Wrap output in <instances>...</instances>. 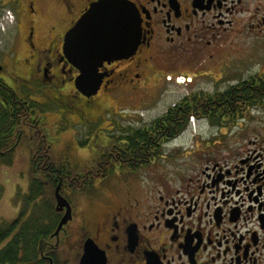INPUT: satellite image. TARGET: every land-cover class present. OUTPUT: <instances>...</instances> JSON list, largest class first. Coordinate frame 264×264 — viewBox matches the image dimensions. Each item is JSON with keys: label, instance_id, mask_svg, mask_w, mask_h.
Listing matches in <instances>:
<instances>
[{"label": "flooded vegetation", "instance_id": "obj_1", "mask_svg": "<svg viewBox=\"0 0 264 264\" xmlns=\"http://www.w3.org/2000/svg\"><path fill=\"white\" fill-rule=\"evenodd\" d=\"M102 1L0 0V107L15 119L0 163L29 165L24 191L15 193L14 231L0 250L25 225L27 241L37 244L29 264H264V135L235 151L220 141L255 108L194 115L219 134L187 152L164 149L190 124L177 133L176 125L158 122L171 107L148 123L137 124L125 109L105 115L106 98L146 87L155 68L160 80L163 69L219 56L214 69L226 77L225 62L260 59L264 0H122L138 13V47L103 61L100 89L88 96L76 85L82 72L66 54V35ZM263 73L264 62L245 78L228 76L234 83L227 89L205 93H225ZM217 112L223 119L213 122ZM72 156L87 170H75ZM58 188L72 210L59 230L67 207L57 210Z\"/></svg>", "mask_w": 264, "mask_h": 264}, {"label": "rangeland", "instance_id": "obj_2", "mask_svg": "<svg viewBox=\"0 0 264 264\" xmlns=\"http://www.w3.org/2000/svg\"><path fill=\"white\" fill-rule=\"evenodd\" d=\"M245 54L246 53H243V55ZM258 56L260 59L257 61L253 60L252 63L244 58H234V63L230 62L231 65L224 61L225 66L221 68L226 67L225 70L228 71L226 77L221 75L219 71H216L217 68L214 69L218 62L221 60L223 61V58L219 56L209 59L207 62L206 60L208 59L205 56L201 59L197 58L194 61V66L191 64L190 66L181 67L179 70L176 68L163 69V71L167 72V76H161L162 78H160V80L156 75V71H159V69L156 70L155 68V70L150 73V79L146 87L137 91L128 90L126 93L124 92L114 97L111 96L112 98H106L108 103L105 109V115L115 110H123V112L126 110V112L131 111L132 114L136 116L133 119L136 120L137 124L148 123L162 116L170 107L187 96L189 92L204 91L213 93L214 91H222L234 83V81L231 82V78H228V76L245 78L251 73L259 71V67L264 62V52H259ZM235 59H237V62ZM225 70L221 69V72L225 74ZM179 72H188V77L189 75H193V78L180 75L178 74ZM208 72H211V74L215 72L219 73L220 79L214 78L211 74L206 76L203 74ZM178 79L182 82H179ZM190 80H192L191 83ZM123 123L135 124V121L127 122V120H124ZM194 134L198 135V137L194 138ZM218 134V130L212 128L209 122L199 120L195 117L191 119L187 130L170 145L165 146L164 149L168 152H173L176 149L187 152L188 150H193L192 147L194 144L192 142L196 140H200L201 142L213 140L214 136H218ZM257 135H264V107L253 109L249 119L245 122L243 121L242 127L226 131L224 134L225 137L222 136L220 141L225 144L226 148H232V150L235 151L236 148L245 145L249 140H254V137ZM81 156L86 157L88 153L83 152ZM177 156L185 158L188 155L183 154ZM16 162L17 164L11 167H4L0 170V179L2 183L5 184L6 190L3 199L0 197V220H14L20 211L19 204L21 198L18 199L15 197V193L16 189H20V192L24 191L23 185H25V182L21 180V176L22 172H25L29 165L22 163V160Z\"/></svg>", "mask_w": 264, "mask_h": 264}, {"label": "water", "instance_id": "obj_3", "mask_svg": "<svg viewBox=\"0 0 264 264\" xmlns=\"http://www.w3.org/2000/svg\"><path fill=\"white\" fill-rule=\"evenodd\" d=\"M125 26V30H124ZM138 13L122 0L95 3L66 35V54L82 76L77 86L86 95L94 96L100 89L99 67L105 60L132 55L140 41ZM56 191L57 210L67 207L59 229L71 219V205Z\"/></svg>", "mask_w": 264, "mask_h": 264}, {"label": "trees", "instance_id": "obj_4", "mask_svg": "<svg viewBox=\"0 0 264 264\" xmlns=\"http://www.w3.org/2000/svg\"><path fill=\"white\" fill-rule=\"evenodd\" d=\"M259 77L257 76L259 80H253L252 78L251 80L243 81L241 84L229 88L225 93L210 95L205 92H199L194 93L190 97H185L178 105L171 107L162 118L158 119V122L164 121V124L176 125L177 133H181L187 127L191 117L194 115L198 117L200 113L202 115H211V112L219 109L264 107V73ZM0 92H4L1 87ZM237 103H241V105L239 106ZM13 117L6 108L0 107V150L9 149L11 142H13L14 133L7 129L14 125L15 119ZM221 118L223 119L218 112L211 116L213 122H220ZM67 151L69 152L71 149L69 148ZM72 157L75 161L72 163V167L75 170H87V164L79 163L80 159L78 157ZM11 166L12 164L10 163H0V168ZM4 191V187L0 185V196L3 195ZM24 216L25 212L21 214V218ZM15 224L5 220L0 223V245L11 236ZM22 233L18 236L16 235L7 243L6 247L0 250V264H29L35 260L29 254L36 252L37 244H31L27 241L25 225Z\"/></svg>", "mask_w": 264, "mask_h": 264}]
</instances>
